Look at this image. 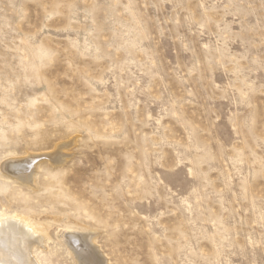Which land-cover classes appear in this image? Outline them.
<instances>
[{"label":"rangeland","instance_id":"374dc122","mask_svg":"<svg viewBox=\"0 0 264 264\" xmlns=\"http://www.w3.org/2000/svg\"><path fill=\"white\" fill-rule=\"evenodd\" d=\"M0 170L41 264H264V0H0Z\"/></svg>","mask_w":264,"mask_h":264},{"label":"bare ground","instance_id":"6f19581e","mask_svg":"<svg viewBox=\"0 0 264 264\" xmlns=\"http://www.w3.org/2000/svg\"><path fill=\"white\" fill-rule=\"evenodd\" d=\"M47 156L48 159L55 163L62 164L65 160L64 152L61 148L56 153ZM41 158L42 156H35L31 160L14 158L8 160L7 163L1 164V168L6 175L8 174L13 179L16 178L15 180H24L31 184L32 187L36 183L35 175L37 167L33 168V162L31 161ZM4 172L3 175L5 174ZM20 182L22 184V181ZM23 183L25 184V182ZM51 221L59 223L56 219H52ZM51 225L52 223L48 220H34L30 216L1 214L0 264H41L35 250L38 247H45L47 239H51L49 232ZM77 227V224L73 222L63 225L59 234L60 240L70 247V251L76 252L77 257L81 261L78 260L80 263L107 264L104 259L105 257L102 258V255L95 246L96 243L94 244L93 242L96 234L86 229V231H80L81 229Z\"/></svg>","mask_w":264,"mask_h":264}]
</instances>
